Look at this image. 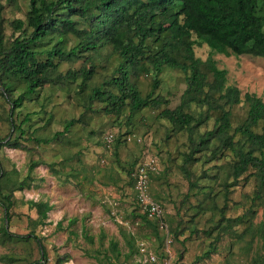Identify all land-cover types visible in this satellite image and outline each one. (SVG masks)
<instances>
[{
    "label": "trees",
    "instance_id": "obj_1",
    "mask_svg": "<svg viewBox=\"0 0 264 264\" xmlns=\"http://www.w3.org/2000/svg\"><path fill=\"white\" fill-rule=\"evenodd\" d=\"M25 1L28 10L22 12L20 0H0V98L9 105L6 120L11 127L9 135L0 140V208L5 213L0 245L35 242L41 247L42 257L28 264L48 263L46 247L34 231L18 235L11 233L6 224L12 220L15 193L31 188L32 173L40 163L32 161L24 178L17 171L14 175L5 169L1 157L4 147L18 150L25 148L27 142L48 144L60 140L76 124L86 122L88 116L103 115L124 129L119 135L109 132L113 135L111 146L118 153L127 141L143 142V137L134 134L138 123L133 118L146 110L151 111L149 123L159 122L165 129L162 139L154 142L161 157L167 154L165 182L169 184L176 159L162 144L169 145L175 138L184 140V150H178L181 161L176 168L188 183L179 203L173 200L178 217L174 227V220H169L168 225L165 219L161 204L164 193L156 197L152 194L153 179L158 175L156 180H161L158 169L148 170L149 191L162 215L151 217L138 202L137 173L149 158L148 150L144 151L141 163L136 161L126 167L118 160L134 191L136 210L132 217H139L152 229L159 242V258L167 257L161 250L166 240L172 238L173 242L185 245L201 232L213 240L198 257L199 261L216 253L226 235L237 242L250 238L246 242L249 255L256 243L264 244V101L257 94L243 95L237 86L228 85V71L221 69L214 59L215 54L264 59V0ZM7 4L23 13L22 16L6 18ZM203 45L211 49L206 60L196 56V48ZM169 72L178 73L185 83L175 107L172 99L161 93L163 77ZM99 74V85H92ZM141 78L152 81L145 96L139 84ZM45 87L74 99L82 108L80 118L66 121L63 132L50 141L37 137L35 116L40 112H23L27 103L41 99ZM239 107L245 108L242 116L236 111ZM51 120L52 117L47 124ZM104 146L111 147L106 142ZM74 157L65 158L60 165L65 166ZM49 167L54 175L61 174L57 164ZM82 172L85 171H78L77 175ZM109 179L113 185L120 182L113 175ZM252 182L254 190L245 195L243 213L228 216L236 189ZM193 198L195 203L191 202ZM29 205L39 216L31 222L35 227L45 225L53 206L35 201ZM237 207L238 203L234 208ZM189 210L196 212L185 217L182 211ZM260 210L263 218L258 222ZM204 217L214 225L202 231L197 225ZM58 227L64 229L62 222ZM122 232L131 255L140 254L136 236ZM186 232L189 236L181 241ZM110 245L120 254L116 242ZM183 257L182 253L180 258ZM69 261V257H64L58 264ZM0 262L16 264L17 258L3 255ZM253 264H264L259 251Z\"/></svg>",
    "mask_w": 264,
    "mask_h": 264
},
{
    "label": "rangeland",
    "instance_id": "obj_2",
    "mask_svg": "<svg viewBox=\"0 0 264 264\" xmlns=\"http://www.w3.org/2000/svg\"><path fill=\"white\" fill-rule=\"evenodd\" d=\"M19 7L22 12L28 10L25 0H20ZM22 14L8 4L4 10V15L8 19ZM210 53L211 49L207 45L196 48V56L203 60H206ZM214 59L221 69L228 71V85L237 86L243 95L257 94L264 101V59L252 56L226 57L220 54H215ZM105 73L102 72L103 75ZM100 80L99 74L92 81V85L98 86ZM139 84L144 96L150 92L151 78H141ZM184 89V80L178 73L169 72L164 75L161 93L172 99V107L179 103ZM8 111L9 105L0 98V140L11 131L6 120ZM37 111L40 112L35 116L36 129H39L37 137L50 141L57 133L63 132L66 121L80 118L82 108L74 99L68 98L56 89L45 87L41 92V99L38 102L27 103L23 110L24 113ZM236 111L242 116L245 108L239 107ZM150 115L151 111L146 110L137 113L133 118V121L138 123L134 134L144 138L143 142L139 143L141 145L135 141H127L120 147L118 153L114 145L107 148L104 143L109 132L119 135L124 129L103 115L88 116L87 123L76 124L60 140L48 144L27 142L24 144L25 148L18 150L4 147L1 157L5 169L12 173L17 171L21 178L27 176L32 161L40 163L32 173L34 180L31 188L15 193L16 206L11 210L12 220L10 223L6 222L9 231L18 235H28L34 231L46 247L47 264H58L64 257L70 258L66 264H253L257 251L264 257L262 242L256 243L249 255L246 242L250 238L237 242L226 235L218 244L216 253L209 259L199 261L198 257L209 249L213 240L201 232L190 238L185 245L173 242L172 238L166 240L161 250L167 253V257L159 258V242L152 234V229L142 223L139 217H132V212L136 210L134 191L128 176L118 164V160L126 167L136 161L141 163L144 151L148 150L149 158L143 163L153 161L158 174L161 175V180H156L158 175L153 179L152 194L156 197L158 193H164V201L161 204L164 206L165 219L166 222L168 220V225L169 220H174L175 227L178 217L173 200L179 203V199L188 188L187 181L176 168L181 161L178 150H184L182 146L184 140L176 141L174 138L169 145L162 144L163 148L171 151L176 159L167 184L164 180L167 154L163 153L164 158L161 157L159 149L154 144L162 139L165 129L159 122L150 124ZM51 117V123L47 124ZM122 121L124 126L125 120ZM72 156L75 157L71 162L65 166L60 165L65 158ZM51 164H57L61 171L59 176L53 174L49 167ZM81 170L85 172L77 175ZM198 171H201V167ZM110 175L120 178L118 185H113L109 179ZM6 185L10 187L9 182ZM253 190V182L236 189L228 216L243 213L245 195L252 194ZM30 201L49 202L53 206L45 225L35 227L31 222L36 221L39 216L36 209L30 208ZM191 202L195 203L196 200L193 198ZM236 203L239 207L234 208ZM195 212L196 210L182 211L185 217H190ZM262 218L263 212L260 210L257 221H261ZM4 219L5 213L0 208V227L5 224ZM73 221L76 222L71 225ZM60 222L63 224V230H59ZM212 225L213 222H208V217H204L198 220L197 228L203 231ZM122 231L132 232L136 236L141 249L140 254L131 255ZM188 236L189 232H186L180 238L181 241ZM111 242L118 244L120 254L113 251ZM146 252L155 255L156 262L145 263L147 255L142 254ZM182 253L183 259L180 258ZM3 255L15 256L16 264H28L42 257L41 247L35 242L0 245V257Z\"/></svg>",
    "mask_w": 264,
    "mask_h": 264
},
{
    "label": "built area",
    "instance_id": "obj_3",
    "mask_svg": "<svg viewBox=\"0 0 264 264\" xmlns=\"http://www.w3.org/2000/svg\"><path fill=\"white\" fill-rule=\"evenodd\" d=\"M106 143L110 146L113 143V135L109 134L106 137ZM155 163L152 161L150 163H143L139 167V172L137 173V183L135 189L137 191V198L139 204L142 205L143 209L149 211L151 217H160L162 215V210L158 204H156L150 197L149 191V176L148 170H155ZM155 262V257L149 253L145 259V263Z\"/></svg>",
    "mask_w": 264,
    "mask_h": 264
}]
</instances>
